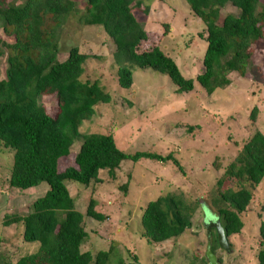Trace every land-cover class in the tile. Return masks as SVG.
<instances>
[{"label":"trees","instance_id":"obj_1","mask_svg":"<svg viewBox=\"0 0 264 264\" xmlns=\"http://www.w3.org/2000/svg\"><path fill=\"white\" fill-rule=\"evenodd\" d=\"M185 2L204 25L205 34L199 36L206 43L202 70L194 80L208 95L229 83V73L244 75L256 45H264V3L261 0ZM227 4L238 13L226 12L219 21L220 8ZM148 8L143 0H84L80 11L73 0H0V58L5 60L0 77V145L12 149L8 186L25 190L41 181L47 185L41 196L30 201L26 211L3 214V226L20 223L22 240L37 245L13 261L1 253L0 264H111L112 245L93 253L79 249L87 237L83 217L100 221L105 215L94 209L91 197L84 213L75 209L66 182L83 186L91 181L99 182V169H106L113 178L114 169L123 159L170 160L179 168L171 152L127 154L116 147L110 133H80L81 121L93 114L95 104L107 103L110 95L96 80L80 79L83 62L89 56L77 46H70L64 58L55 60L62 26L68 17L74 16L84 25H99L108 36L119 87H130L131 67L137 66L166 75L176 92L190 90L193 79L181 75L174 61L158 45L139 48L147 32L134 12L147 14ZM45 94H52L56 100L54 115L48 114L40 102V96ZM255 111L252 107L249 112L251 120ZM79 137L71 162L62 166ZM263 178L264 135L255 129L226 164L209 193V205L226 239L241 229L240 215L251 202L252 190ZM126 185L127 181L120 185L123 191ZM193 208L173 193L147 201L139 219L141 236L154 243L176 237L190 227ZM210 233L213 253L218 245L215 230L211 229ZM257 244L256 264H264V221L258 224ZM117 264L122 261L118 260Z\"/></svg>","mask_w":264,"mask_h":264},{"label":"rangeland","instance_id":"obj_2","mask_svg":"<svg viewBox=\"0 0 264 264\" xmlns=\"http://www.w3.org/2000/svg\"><path fill=\"white\" fill-rule=\"evenodd\" d=\"M73 1L80 11L84 0ZM143 3L149 6L147 14L134 12L147 32L139 48L158 45L181 75L193 79L190 90L176 92L166 75L137 66L131 67L130 87H119L108 36L99 25H84L74 16L68 17L62 26L55 60L64 58L70 46H77L89 56L83 62L80 79L96 80L110 95L107 103L95 104L93 114L81 121L80 133H110L116 147L127 154L171 152L179 168L170 160L123 159L114 169L113 178L106 169H99V182L83 186L67 181L75 209L84 213L91 197L94 209L105 215L100 221L83 217L87 237L79 249L93 253L112 245L111 264H117L118 260L122 264H208L205 259L202 261L206 246L204 224L215 216L209 205V193L245 139L255 129L264 135V45H256L244 75L229 73V83L207 95L194 80L202 70L206 45L199 37L205 34L203 23L185 0H143ZM226 12L237 14L238 10L228 4L223 6L219 21ZM4 67L5 60L1 57L0 77ZM40 102L48 114L57 111L52 94L40 96ZM252 107L256 109L254 120L249 117ZM79 140L80 137L71 145L70 155L62 166L71 162ZM11 163L12 149L0 145V254L13 261L33 251L37 244L22 240L20 223L3 226L2 216L26 211L30 201L41 196L47 185L41 181L25 190L9 187ZM125 181L123 191L120 185ZM168 193L194 207L191 225L176 237L160 243L147 242L141 236L142 208L147 201ZM240 218L239 232L227 237L229 250L218 246L213 251L218 264H256L258 224L264 221V178L252 190L251 202Z\"/></svg>","mask_w":264,"mask_h":264},{"label":"water","instance_id":"obj_3","mask_svg":"<svg viewBox=\"0 0 264 264\" xmlns=\"http://www.w3.org/2000/svg\"><path fill=\"white\" fill-rule=\"evenodd\" d=\"M204 225L206 231V246L204 250V258L208 264H218L215 255L210 250V231L211 229L215 230L217 245L223 249L229 250L226 236L217 217H213L212 219L208 220Z\"/></svg>","mask_w":264,"mask_h":264}]
</instances>
